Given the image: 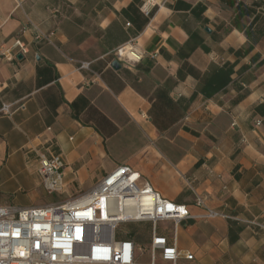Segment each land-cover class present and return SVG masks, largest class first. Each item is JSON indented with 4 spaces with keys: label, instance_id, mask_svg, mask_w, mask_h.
Returning a JSON list of instances; mask_svg holds the SVG:
<instances>
[{
    "label": "crops",
    "instance_id": "1",
    "mask_svg": "<svg viewBox=\"0 0 264 264\" xmlns=\"http://www.w3.org/2000/svg\"><path fill=\"white\" fill-rule=\"evenodd\" d=\"M158 1L147 17L141 0H0V41L29 49L0 59V107L13 110L0 114V188L24 174L19 207L53 203L43 154L65 160L64 200L130 166L193 214L201 195L237 217L184 220L183 254L264 264V0ZM130 43L143 58L114 69Z\"/></svg>",
    "mask_w": 264,
    "mask_h": 264
},
{
    "label": "built area",
    "instance_id": "2",
    "mask_svg": "<svg viewBox=\"0 0 264 264\" xmlns=\"http://www.w3.org/2000/svg\"><path fill=\"white\" fill-rule=\"evenodd\" d=\"M159 4L158 0H141L139 8L149 17ZM28 51L18 36L0 41V59H13L17 53ZM114 55L128 64L143 58L134 43L120 47ZM90 65L83 61L79 68L90 69ZM12 113L11 104L1 105L0 114ZM65 167L59 153L39 157L45 191H64ZM194 204L204 211L193 214L187 204L165 197L150 182L142 181L140 172L119 166L91 190L61 202L0 205V264H197L194 253L183 254L177 247L178 226L188 219L237 217L209 207L201 195L196 196ZM163 221L173 222L172 241L168 229L160 228ZM122 223H150L148 247L142 249L128 230H119ZM138 250L148 252L149 260L141 261Z\"/></svg>",
    "mask_w": 264,
    "mask_h": 264
},
{
    "label": "rangeland",
    "instance_id": "3",
    "mask_svg": "<svg viewBox=\"0 0 264 264\" xmlns=\"http://www.w3.org/2000/svg\"><path fill=\"white\" fill-rule=\"evenodd\" d=\"M24 174H16L12 177L9 184L0 188V203H6L15 207L24 205L27 203L29 198L28 191L18 190L19 185L24 184ZM44 200L48 202H57L59 200H64L66 195L61 193H48L43 192ZM164 225L161 222L160 228ZM119 230H128L132 236H136V241L139 243L141 248H147L150 240L151 234V224L150 223H122ZM142 253V254H141ZM138 254H141V261H148V252H143V250H138Z\"/></svg>",
    "mask_w": 264,
    "mask_h": 264
},
{
    "label": "water",
    "instance_id": "4",
    "mask_svg": "<svg viewBox=\"0 0 264 264\" xmlns=\"http://www.w3.org/2000/svg\"><path fill=\"white\" fill-rule=\"evenodd\" d=\"M207 30H209V29H207ZM23 57V55L20 53V54H18V58H22ZM112 67L114 68V69H120L121 68V62L120 61H118L117 59H115L113 62H112Z\"/></svg>",
    "mask_w": 264,
    "mask_h": 264
},
{
    "label": "trees",
    "instance_id": "5",
    "mask_svg": "<svg viewBox=\"0 0 264 264\" xmlns=\"http://www.w3.org/2000/svg\"><path fill=\"white\" fill-rule=\"evenodd\" d=\"M134 239L136 240V236H134Z\"/></svg>",
    "mask_w": 264,
    "mask_h": 264
}]
</instances>
